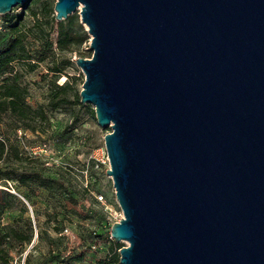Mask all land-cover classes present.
Listing matches in <instances>:
<instances>
[{"label":"water","instance_id":"1","mask_svg":"<svg viewBox=\"0 0 264 264\" xmlns=\"http://www.w3.org/2000/svg\"><path fill=\"white\" fill-rule=\"evenodd\" d=\"M76 11L119 264H264V0H56L54 20Z\"/></svg>","mask_w":264,"mask_h":264},{"label":"rangeland","instance_id":"2","mask_svg":"<svg viewBox=\"0 0 264 264\" xmlns=\"http://www.w3.org/2000/svg\"><path fill=\"white\" fill-rule=\"evenodd\" d=\"M46 1L54 6L56 0H33L30 4V9L38 14L39 19L42 18ZM15 13H24L26 22L29 25L33 23L30 11L18 9ZM75 14L80 23L79 11ZM3 19L4 16H0V22ZM44 29L48 31V27ZM49 39L56 51L55 26ZM89 40L87 34V42L70 55L73 65L66 70L69 76L67 86L60 96L67 103L58 110L50 108L56 98L51 74L47 73L46 67L40 65L33 72H20L21 82L28 91L26 102L33 109H43L47 115L48 127L41 126L45 128L44 134L23 133L21 130L13 133L8 117H4L0 123V140L9 139L7 145L17 146L27 163L37 161L44 168V177L63 181L66 189L48 191L35 185L31 189L17 187L16 183L11 184V187L7 185L10 192L16 197H23L28 205L19 198L20 203L9 200V208L0 215V233L3 227L13 229L21 237L33 233L30 243L16 238L1 242L3 259L9 261L8 264H60L53 259L55 249L60 251V258L65 264H100L115 251V245H127L125 241L115 242L109 234L112 224L122 217L111 179L105 173L108 167L102 162L105 153L103 137L110 129H102L97 125L91 105L74 104L84 81L74 59L91 57ZM28 41L32 49L37 45L31 37H28ZM65 80V75H61L56 85H62ZM11 161L8 152L0 162L1 169L4 170ZM0 189L7 190L2 184ZM99 195L102 200H99ZM61 226V233H55V227ZM35 232L39 238H34ZM51 241H54L55 246L50 247ZM52 249L55 251L52 252Z\"/></svg>","mask_w":264,"mask_h":264},{"label":"trees","instance_id":"3","mask_svg":"<svg viewBox=\"0 0 264 264\" xmlns=\"http://www.w3.org/2000/svg\"><path fill=\"white\" fill-rule=\"evenodd\" d=\"M32 1L27 0L23 5L13 8L8 14L4 15L2 20L3 24L0 28V123L4 117H8L11 120L10 129L13 133L21 130L23 133L44 134L45 128L41 126L48 127L47 115L43 109H33L26 102L28 91L27 87L21 82L20 72L22 70L33 72L40 65H44L47 73L51 74V84L54 90V98H56V102L51 103L50 108L52 110L60 109L67 103L66 99L60 96H62L67 86L66 81L69 76L66 70L73 65L70 55L78 51L87 42V32L79 23L78 16L75 13L61 22H55L53 6L47 1L43 5L42 18L39 19L38 14L30 9ZM18 8L23 9L24 12L30 11V17L33 19L31 25L26 22L24 13L16 14L13 12ZM54 26L56 28V51L53 50L52 42L49 39ZM44 27H48V31ZM28 37H31L37 43L33 49ZM66 55H69V57H66ZM17 67L19 68L17 69ZM61 75H65L66 80L62 85H56V80ZM74 104L80 106L79 95H77ZM8 142L9 139L7 141L0 140V162L8 152L12 159L4 170L0 167V184L7 189H0V215L4 209L9 208V200L20 203V199L23 203H27L23 197H16L13 192H10L9 187H11V184L16 183L17 187L26 189H31V186L35 185L48 191H66L63 181H55L44 177V168L37 161L27 163L20 154L18 147L7 145ZM2 164L5 163L2 162ZM61 230L62 226L54 229L57 234H60ZM8 238L21 239L26 243H30L33 233L21 237L13 229L3 227L0 233V245L2 241ZM37 238H39V234H37ZM49 245L50 247L55 246L54 241H51ZM115 247V251L109 255L107 261L100 264H119V254L116 251L121 248V245L117 244ZM55 250H51L56 252L53 259L58 260L60 264H65L60 258V251ZM71 260L78 261L79 259ZM8 263L9 261L3 259L0 249V264Z\"/></svg>","mask_w":264,"mask_h":264},{"label":"built area","instance_id":"4","mask_svg":"<svg viewBox=\"0 0 264 264\" xmlns=\"http://www.w3.org/2000/svg\"><path fill=\"white\" fill-rule=\"evenodd\" d=\"M18 9H20V8H18ZM17 9V10H18ZM16 10H14L13 12H15ZM2 24H3V21H1L0 22V28H1V26H2ZM103 164H106L107 165V167H109V162H108V158H107V155H106V152L104 153V157H103ZM111 179V178H110ZM111 182H112V180H111ZM113 187V186H112ZM113 191H114V189H113ZM98 198H99V200H102V197L99 195L98 196ZM118 222V221H117Z\"/></svg>","mask_w":264,"mask_h":264}]
</instances>
